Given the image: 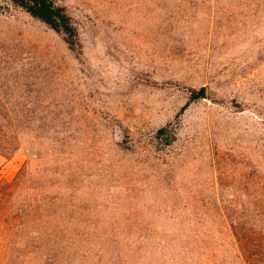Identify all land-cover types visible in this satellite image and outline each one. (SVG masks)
<instances>
[{"label":"rangeland","instance_id":"1","mask_svg":"<svg viewBox=\"0 0 264 264\" xmlns=\"http://www.w3.org/2000/svg\"><path fill=\"white\" fill-rule=\"evenodd\" d=\"M52 1L0 0V264L261 259L264 0Z\"/></svg>","mask_w":264,"mask_h":264},{"label":"trees","instance_id":"2","mask_svg":"<svg viewBox=\"0 0 264 264\" xmlns=\"http://www.w3.org/2000/svg\"><path fill=\"white\" fill-rule=\"evenodd\" d=\"M15 4L22 7L30 15L40 19L50 27L61 32L66 39L72 40L75 30L69 21V16L61 5L55 4L52 0H12ZM203 89L199 88L193 92V96H202ZM235 234V233H234ZM237 234L235 237L237 238ZM239 238V237H238ZM237 240L239 241V239ZM243 257H251V253L243 255ZM258 258V257H257ZM245 264H264V256L261 259H243Z\"/></svg>","mask_w":264,"mask_h":264}]
</instances>
